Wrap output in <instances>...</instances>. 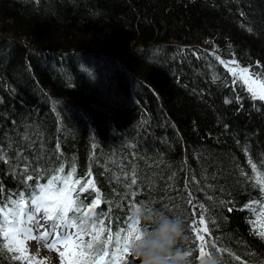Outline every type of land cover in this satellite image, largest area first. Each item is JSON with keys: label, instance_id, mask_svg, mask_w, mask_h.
<instances>
[{"label": "trees", "instance_id": "1", "mask_svg": "<svg viewBox=\"0 0 264 264\" xmlns=\"http://www.w3.org/2000/svg\"><path fill=\"white\" fill-rule=\"evenodd\" d=\"M221 59L264 80V0H0V206L56 177L98 190L101 241L142 201L181 222L188 264H264V102ZM3 227L0 264H25Z\"/></svg>", "mask_w": 264, "mask_h": 264}, {"label": "snow or ice", "instance_id": "2", "mask_svg": "<svg viewBox=\"0 0 264 264\" xmlns=\"http://www.w3.org/2000/svg\"><path fill=\"white\" fill-rule=\"evenodd\" d=\"M221 63H224L221 61ZM232 73L233 77L237 76V72L232 69H228ZM239 78L243 80V83L247 85V91L251 94V98L254 100L264 101V80H259L258 78H253L248 75V69H240ZM251 81V83H249ZM252 85H257V88L262 91L258 92L257 88ZM229 102V101H226ZM251 163V161H249ZM255 170V165H252ZM27 169V165H25ZM36 170L33 169V172ZM62 171V169H61ZM28 180L32 179L31 175L27 176ZM39 179V177H38ZM56 177L48 180L47 184L31 185L29 184L27 193H19V201L9 199V202L0 206V213L3 214V235L6 240H12L14 243L19 245L21 242L16 240L17 236H24L25 238L31 237L33 231L37 233L40 228L44 225L40 224V219H47L52 221L50 229L44 233L43 236H37L34 238L41 239L44 241L45 245L49 247V250L55 245H63L65 247H80L85 251L91 249L94 244L98 241L105 247L111 244L113 249L111 255L107 251H104V259L97 260L96 264H128V257H131L130 246L131 244L140 238V233L148 231L147 228L140 227L139 220H133V215H128L127 220L122 218L121 227L116 230L115 235L109 230L106 240H100V234L105 231V219L107 214L111 212V209H101L99 212L93 211L100 202V196L97 191V195L92 199L90 204L77 203V200H73L71 197L72 187L69 186L68 181H63V187L56 188L54 184L56 183ZM136 178L130 179L128 188L131 189L133 185L136 184ZM79 183V181H76ZM81 191H85L83 186H81ZM264 191V188L261 189ZM126 196L134 197L135 192H128ZM191 204V200L188 201ZM27 204V207H22V205ZM15 205L12 211H6ZM194 207V206H193ZM144 208L148 215H151V209L144 205L142 201H133L131 209L139 210ZM71 212V216L69 213ZM133 212V211H132ZM43 213L42 216L39 214ZM89 213H92L91 217L93 219V227L91 229V240L85 244L83 239V225L89 218ZM195 214V209L193 215ZM200 224H204L203 213H201L199 218V223L195 220L191 221L189 224V230L191 232H198ZM23 225V226H22ZM77 229V231L72 232L71 229ZM59 229V231H57ZM206 231V229H205ZM262 238H264V230L258 233ZM55 235V239L51 240L49 243V237ZM187 238V237H186ZM193 244L196 240H203V237L196 235L192 237ZM9 251H12L9 248ZM186 256L189 255L188 251H184ZM61 260L63 259V252L59 253ZM201 257L209 255L204 252L201 248ZM134 259V258H132Z\"/></svg>", "mask_w": 264, "mask_h": 264}, {"label": "clouds", "instance_id": "3", "mask_svg": "<svg viewBox=\"0 0 264 264\" xmlns=\"http://www.w3.org/2000/svg\"><path fill=\"white\" fill-rule=\"evenodd\" d=\"M133 220L152 223L151 230L140 233V238L130 246L131 257L138 264H188L187 256L178 247L184 239L181 222L163 215H148L144 208L133 210ZM93 218L89 216L83 225L91 231Z\"/></svg>", "mask_w": 264, "mask_h": 264}, {"label": "rangeland", "instance_id": "4", "mask_svg": "<svg viewBox=\"0 0 264 264\" xmlns=\"http://www.w3.org/2000/svg\"><path fill=\"white\" fill-rule=\"evenodd\" d=\"M221 61L224 62L223 64L226 66L227 69H232L233 71L237 72V76L235 78L237 79L238 82H241L243 84V80L239 78L240 76L239 70L246 68L241 66L235 60L230 61V60L221 59ZM248 75H251L253 78H256L255 76H253L252 72L250 71L248 72ZM249 83H251V81ZM245 86L247 88V85ZM252 86L254 88H257V85H252ZM257 91L260 92L262 90L257 88ZM39 215L42 216L43 213ZM51 223L52 221H49L47 219H40V224L44 225V227L40 228L38 233L34 230L31 237L25 238L24 236H17L16 240L21 242L19 245H17L16 243H14L12 240L9 239L8 245L12 249V252L16 255V257L20 261L24 262L25 264H81L84 255V251L82 248L55 245L52 248V250H49V247L45 245L43 240L34 238L37 236H43L44 233L50 229ZM57 231H59V229H57ZM55 238H56L55 235L49 237V243L51 242V240ZM60 252L64 253L62 260L59 255ZM205 264L208 263L206 262Z\"/></svg>", "mask_w": 264, "mask_h": 264}]
</instances>
